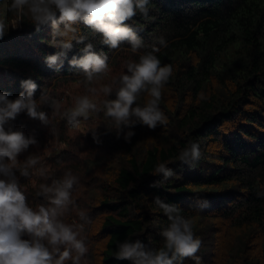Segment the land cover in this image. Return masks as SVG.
<instances>
[{"label": "trees", "instance_id": "obj_1", "mask_svg": "<svg viewBox=\"0 0 264 264\" xmlns=\"http://www.w3.org/2000/svg\"><path fill=\"white\" fill-rule=\"evenodd\" d=\"M11 2L0 0V20L8 28L0 40V91L15 99L24 90L21 81L31 78L39 85L36 99L42 90L55 99L59 86L85 82L83 70L68 63L83 55V45L62 57L59 71L49 68L45 57L58 51L49 44L51 24L36 31L29 15L9 10ZM149 8L148 18L138 14L126 21L145 43L136 53L127 42L108 49L91 26L81 22L79 27L85 43L108 55L109 69L120 60L138 61L153 45L159 48L155 55L161 64L173 67L159 104L167 122L156 129L137 124L128 143L116 137L111 118L101 110L94 113L98 144L92 132L70 134L66 118L54 125L53 109L43 104L51 137L65 147L46 156L49 126L21 113L13 130L38 144L21 153L19 162L31 155L38 163L29 177H19L20 186L36 208L42 204L33 186L37 170L48 168L46 184L69 169L78 176L75 206L63 219L77 228L84 225L80 232L89 251L81 264H130L114 256L125 239L161 247L159 233L170 221L155 204L156 196L192 219L202 240L196 253L201 264H264V0H151ZM160 36L167 47L159 45ZM118 87L106 99L115 98ZM147 99L142 93L138 103ZM190 141L201 151L193 167L177 159ZM164 161L176 175L154 187L160 176L152 173ZM81 210L87 222L80 220ZM184 264L195 262L186 257Z\"/></svg>", "mask_w": 264, "mask_h": 264}, {"label": "clouds", "instance_id": "obj_2", "mask_svg": "<svg viewBox=\"0 0 264 264\" xmlns=\"http://www.w3.org/2000/svg\"><path fill=\"white\" fill-rule=\"evenodd\" d=\"M150 3L151 0H12L9 10L29 15L36 31L51 24L49 44L58 51L45 57L49 68L59 71L64 64L62 57L67 56L75 45H83L79 49L83 55L73 56L68 63L83 70L87 85L108 73L109 57L103 51H95L91 42L85 43L87 37L81 34L80 23L100 33L101 43L108 49H118L127 42L131 51L136 53L145 47V43L126 21L138 14L148 18ZM7 31L5 22L0 20V40ZM157 39L160 46L167 47L163 36ZM157 51L159 48L153 45L152 52L140 55L138 61L126 63L127 70L119 77L115 98L104 100L102 108L88 95L76 97L75 106L63 112L67 123L79 127L81 117L87 120L91 114L103 110L113 122L116 137L122 136L128 143L136 135L137 124L150 129L164 125L167 117L159 104L173 67L171 64L162 65L155 55ZM21 86L24 90L15 99L0 91V264H66L69 261L81 264L89 251L86 237H82L80 232L84 225L77 228L63 219L70 206H75L72 197L79 185L78 176L69 169L51 184H41L37 195L42 196L46 203L36 208L31 206L20 186L19 177H29L30 169L35 168L38 158L29 155L21 164L18 157L38 141L22 130H13L12 122L19 114L26 113L49 126L52 132L50 115L41 110V106L49 104L53 115L60 110V103L48 97L44 90L39 99L35 98L39 87L35 80L24 79ZM89 91L96 93L97 89L90 88ZM99 92L110 96L112 84L102 85ZM142 93L148 97L143 104L138 103ZM92 135L96 143H102L96 130H92ZM200 157L199 144L190 141L179 151L177 159L193 167ZM169 163L159 162L155 166L152 174L159 175L160 180L152 186H162L176 175ZM40 175H45L43 168ZM154 202L170 221L159 233L163 238L162 246L153 248L139 238L125 239L117 244L116 259L128 260L130 264H184L185 258L191 257L195 264H201L202 259L196 253L202 240L193 231L192 219L182 215L177 205L169 204L159 196ZM78 215L81 221L89 220L84 210Z\"/></svg>", "mask_w": 264, "mask_h": 264}, {"label": "rangeland", "instance_id": "obj_3", "mask_svg": "<svg viewBox=\"0 0 264 264\" xmlns=\"http://www.w3.org/2000/svg\"><path fill=\"white\" fill-rule=\"evenodd\" d=\"M14 25H17L15 28L19 26L18 21H14ZM128 60H120L118 61V64H116L113 68L111 67L107 74L101 76V78L97 81L92 82L91 84H87L85 82H77L74 84H68V85H61L55 90V99L60 103V110L59 112H56L53 115V110L51 114L52 117H56V120L54 121V125L65 117L63 116V112H65L67 109L72 108L75 106V98L82 95H88L91 99H93L98 105L102 107L103 101L107 98L103 95L102 92H99V89L104 84H112L113 88L119 85L117 82L119 81V77L126 72V62ZM90 88H96L97 92L92 93L89 91ZM80 126L79 127H73L68 124V128L70 130V134H86L88 132H92V130L96 129V127L99 124L97 116L95 114H91L87 120H84L82 117L80 118ZM54 132H51L50 129L48 130L47 138L49 139L48 144L49 147L47 148L45 155L49 156L50 154H54L55 151H61L65 149L64 145L60 144L53 135ZM45 173L48 171V168H43ZM110 176V175H109ZM108 176V177H109ZM35 179L33 181V186L35 188H39L40 191V185L46 184L47 178L40 175V170H37L34 175ZM105 176V178H108ZM39 197V201H42L44 203V199L42 196ZM255 233V232H254ZM264 242V241H263Z\"/></svg>", "mask_w": 264, "mask_h": 264}]
</instances>
